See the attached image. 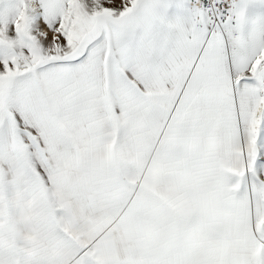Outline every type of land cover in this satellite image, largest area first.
I'll return each instance as SVG.
<instances>
[{
  "label": "snow or ice",
  "instance_id": "1",
  "mask_svg": "<svg viewBox=\"0 0 264 264\" xmlns=\"http://www.w3.org/2000/svg\"><path fill=\"white\" fill-rule=\"evenodd\" d=\"M0 264H264V0H0Z\"/></svg>",
  "mask_w": 264,
  "mask_h": 264
}]
</instances>
